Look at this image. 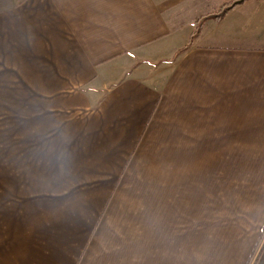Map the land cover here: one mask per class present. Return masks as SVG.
Masks as SVG:
<instances>
[{
    "label": "crops",
    "instance_id": "crops-1",
    "mask_svg": "<svg viewBox=\"0 0 264 264\" xmlns=\"http://www.w3.org/2000/svg\"><path fill=\"white\" fill-rule=\"evenodd\" d=\"M3 77L45 163L0 205V264H167L190 140L264 139V0H0Z\"/></svg>",
    "mask_w": 264,
    "mask_h": 264
},
{
    "label": "rangeland",
    "instance_id": "rangeland-1",
    "mask_svg": "<svg viewBox=\"0 0 264 264\" xmlns=\"http://www.w3.org/2000/svg\"><path fill=\"white\" fill-rule=\"evenodd\" d=\"M5 78L0 84L1 206L25 195L27 183H41L45 163L37 152L41 141L27 140L28 111L41 117L45 109L41 104L27 108L26 92L1 90L15 87ZM12 82L26 81L17 76ZM44 98L48 94L35 93L36 102ZM163 188L171 190L163 195L165 210L177 215L166 227L178 234L164 237L167 264L255 263L264 245V139L190 140V183H162Z\"/></svg>",
    "mask_w": 264,
    "mask_h": 264
},
{
    "label": "trees",
    "instance_id": "trees-1",
    "mask_svg": "<svg viewBox=\"0 0 264 264\" xmlns=\"http://www.w3.org/2000/svg\"><path fill=\"white\" fill-rule=\"evenodd\" d=\"M238 1H240V0H238ZM236 2L234 1V3H232V4H235ZM232 4H230V6H233ZM229 6V7H230ZM228 7V8H229ZM227 8V9H228ZM227 9H225V10H227ZM225 10H223L222 12H224ZM199 29H200V26L199 25H197L196 27H195V29H194V31L192 32V34H191V36H190V42L197 36V33H198V31H199ZM187 49V46L186 47H183L182 49H180V50H178L179 52H183V51H185Z\"/></svg>",
    "mask_w": 264,
    "mask_h": 264
}]
</instances>
